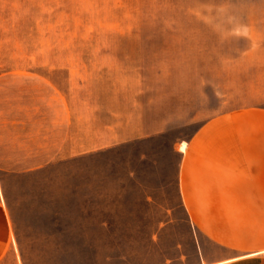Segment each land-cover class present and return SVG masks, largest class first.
Wrapping results in <instances>:
<instances>
[{
    "label": "rangeland",
    "instance_id": "374dc122",
    "mask_svg": "<svg viewBox=\"0 0 264 264\" xmlns=\"http://www.w3.org/2000/svg\"><path fill=\"white\" fill-rule=\"evenodd\" d=\"M4 74L32 82L0 109L48 111L65 140L0 168L1 264L191 263L210 244L180 202L179 144L264 109V0H0Z\"/></svg>",
    "mask_w": 264,
    "mask_h": 264
},
{
    "label": "crops",
    "instance_id": "0c3cea01",
    "mask_svg": "<svg viewBox=\"0 0 264 264\" xmlns=\"http://www.w3.org/2000/svg\"><path fill=\"white\" fill-rule=\"evenodd\" d=\"M25 80L0 75V95L20 92L21 99L32 82ZM14 81L19 85H11ZM47 113L28 120L0 109V168L19 172L23 166H42L56 154L65 140L64 123L51 127ZM179 149L180 202L210 244L198 242L196 259L187 264H264V109L214 117ZM8 240L9 219L0 197V264ZM180 258L161 264H183Z\"/></svg>",
    "mask_w": 264,
    "mask_h": 264
},
{
    "label": "bare ground",
    "instance_id": "6f19581e",
    "mask_svg": "<svg viewBox=\"0 0 264 264\" xmlns=\"http://www.w3.org/2000/svg\"><path fill=\"white\" fill-rule=\"evenodd\" d=\"M184 148V143H182L181 145H180V149H183Z\"/></svg>",
    "mask_w": 264,
    "mask_h": 264
}]
</instances>
